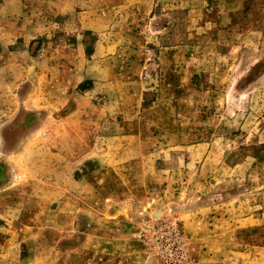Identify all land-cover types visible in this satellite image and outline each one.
I'll return each mask as SVG.
<instances>
[{
  "label": "rangeland",
  "instance_id": "1",
  "mask_svg": "<svg viewBox=\"0 0 264 264\" xmlns=\"http://www.w3.org/2000/svg\"><path fill=\"white\" fill-rule=\"evenodd\" d=\"M0 264H264V0H0Z\"/></svg>",
  "mask_w": 264,
  "mask_h": 264
},
{
  "label": "trees",
  "instance_id": "2",
  "mask_svg": "<svg viewBox=\"0 0 264 264\" xmlns=\"http://www.w3.org/2000/svg\"><path fill=\"white\" fill-rule=\"evenodd\" d=\"M165 231L167 232V234L163 237V240L161 239L162 241L160 242L164 243L166 239L171 240L170 243H167L170 244V250L173 254L177 255V260L185 262L187 256L183 247V237L180 231L175 228L166 229Z\"/></svg>",
  "mask_w": 264,
  "mask_h": 264
}]
</instances>
